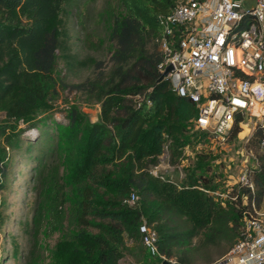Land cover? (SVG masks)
Returning a JSON list of instances; mask_svg holds the SVG:
<instances>
[{
  "label": "trees",
  "instance_id": "trees-1",
  "mask_svg": "<svg viewBox=\"0 0 264 264\" xmlns=\"http://www.w3.org/2000/svg\"><path fill=\"white\" fill-rule=\"evenodd\" d=\"M66 1L0 0V207L9 152L23 145L19 127L38 128V141L46 139L41 116L60 84L100 111L91 123L78 106L67 109L60 138L68 193L60 205L65 209L47 212L53 216L49 226L60 234L47 264H120L126 255L135 257L134 264H159L160 257L176 264H195L199 257L211 264V249H230L240 238L244 213L263 203L264 128L257 127L248 142L257 153L249 172L253 192L240 185L220 190L208 175L215 157L206 152L195 154L179 182L152 175L165 150L168 162L179 165L187 147L208 142L205 132L192 129L194 105L158 79L159 19L171 14L176 0H117L123 15L111 20L107 70L71 54L62 21ZM58 60L75 75L94 65V76L65 85L57 81ZM240 130L236 123L230 137ZM132 193L138 200L129 207L123 200ZM143 221L156 233V257L142 244Z\"/></svg>",
  "mask_w": 264,
  "mask_h": 264
},
{
  "label": "rangeland",
  "instance_id": "rangeland-1",
  "mask_svg": "<svg viewBox=\"0 0 264 264\" xmlns=\"http://www.w3.org/2000/svg\"><path fill=\"white\" fill-rule=\"evenodd\" d=\"M114 15H123L117 0H67L62 21L71 54L79 60L90 58L102 63L107 70L110 67L108 34ZM93 68L94 65L90 64L88 68L76 71L75 75L68 73L63 62L58 60L55 69L57 81L61 79L65 85L84 82L94 76ZM59 85L57 97L50 102L48 112L41 116L48 133L46 139L39 142L40 129L26 128L21 124L19 128L24 130L21 134L23 145L18 150L9 152L7 181L1 194L0 264H47L50 251L60 235L49 226L53 216H49L47 212L53 207L56 211L65 209L60 206L63 195L68 193L60 137L67 123V109L71 105L78 106L91 123L97 121L100 110L95 102L85 103V95L71 88L61 89ZM3 118L0 114V120ZM255 122L256 119L251 120L250 125ZM251 135L243 132L234 139L229 136L223 145L207 142L187 147L179 165L168 162L169 155L165 150L159 164L150 171H155L157 176L179 182L184 177L185 168L193 166L195 154L206 152L215 157L208 175L219 184L220 190L229 189L243 172L256 166L257 153L252 147H248ZM217 195L225 197V194H215ZM256 211L264 212V200ZM228 249L225 246L211 249L210 262L220 259ZM135 262V257L126 255L120 264ZM195 264L205 263L197 257Z\"/></svg>",
  "mask_w": 264,
  "mask_h": 264
},
{
  "label": "built area",
  "instance_id": "built-area-1",
  "mask_svg": "<svg viewBox=\"0 0 264 264\" xmlns=\"http://www.w3.org/2000/svg\"><path fill=\"white\" fill-rule=\"evenodd\" d=\"M159 20L163 60L157 68L160 74L171 66L163 80L194 105L192 129L223 145L236 123L238 135L264 128V0H255L251 10L246 0H176L171 14ZM259 151L264 154V138ZM249 172L235 185L253 192ZM137 200L132 193L123 204L133 207ZM252 210L242 217L239 240L212 264H264V212ZM138 230L156 257L155 231L144 221Z\"/></svg>",
  "mask_w": 264,
  "mask_h": 264
},
{
  "label": "water",
  "instance_id": "water-1",
  "mask_svg": "<svg viewBox=\"0 0 264 264\" xmlns=\"http://www.w3.org/2000/svg\"><path fill=\"white\" fill-rule=\"evenodd\" d=\"M254 3L255 0H246L247 9L251 10L254 7ZM170 71H172L171 66L167 67L163 73H160L158 79L159 80L163 79V77L166 76ZM159 264H176V263L164 259Z\"/></svg>",
  "mask_w": 264,
  "mask_h": 264
}]
</instances>
